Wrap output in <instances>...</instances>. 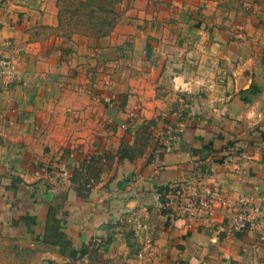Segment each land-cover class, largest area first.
I'll return each mask as SVG.
<instances>
[{"label": "crops", "instance_id": "obj_1", "mask_svg": "<svg viewBox=\"0 0 264 264\" xmlns=\"http://www.w3.org/2000/svg\"><path fill=\"white\" fill-rule=\"evenodd\" d=\"M92 1L80 43L59 0H0V264H264V217L229 225L264 209V0ZM203 173L221 203L185 217Z\"/></svg>", "mask_w": 264, "mask_h": 264}, {"label": "built area", "instance_id": "obj_2", "mask_svg": "<svg viewBox=\"0 0 264 264\" xmlns=\"http://www.w3.org/2000/svg\"><path fill=\"white\" fill-rule=\"evenodd\" d=\"M10 64V60L2 61V72H4L8 78L12 77V68ZM61 174L64 177L70 176L68 169L62 170ZM200 176V178H202L199 180L200 184H206L205 179L208 177V174L203 173ZM202 186H194L192 188L179 187L176 194L177 207L185 217L198 219L204 216L210 217L215 215L216 205L221 203V200L218 198V196L221 195V191L217 187L212 188V185L205 186L202 190ZM263 217L264 209L257 203L256 197L246 194L240 197L237 209L232 211L229 225L231 229L237 231L254 230L259 228ZM142 254L143 252L139 255Z\"/></svg>", "mask_w": 264, "mask_h": 264}, {"label": "rangeland", "instance_id": "obj_3", "mask_svg": "<svg viewBox=\"0 0 264 264\" xmlns=\"http://www.w3.org/2000/svg\"><path fill=\"white\" fill-rule=\"evenodd\" d=\"M59 2L61 7V14L63 16L61 24L62 31L74 42H88V38H86L85 36H88L91 33H104L113 25L112 13H108L104 9L98 10L96 4H94L92 0H59ZM185 63L186 70H192V65H197V63H194L192 60L191 62L185 61ZM184 68L185 64L183 65V69ZM92 73L94 74L95 79L102 77L103 73L112 74V76H122V72L106 70L103 72L98 69H94ZM160 80V74L154 72V85L160 84ZM158 86L161 87V85ZM162 94L163 91H156L154 92V96L152 97L155 99ZM205 186H209V184H205ZM237 205L234 206L235 210L237 209Z\"/></svg>", "mask_w": 264, "mask_h": 264}]
</instances>
